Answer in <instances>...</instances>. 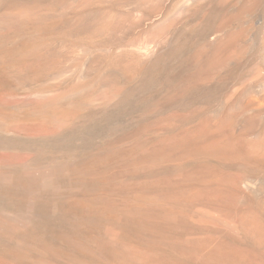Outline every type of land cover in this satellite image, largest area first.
<instances>
[{"label":"rangeland","instance_id":"rangeland-1","mask_svg":"<svg viewBox=\"0 0 264 264\" xmlns=\"http://www.w3.org/2000/svg\"><path fill=\"white\" fill-rule=\"evenodd\" d=\"M263 157L264 0H0V264H264Z\"/></svg>","mask_w":264,"mask_h":264},{"label":"bare ground","instance_id":"bare-ground-1","mask_svg":"<svg viewBox=\"0 0 264 264\" xmlns=\"http://www.w3.org/2000/svg\"><path fill=\"white\" fill-rule=\"evenodd\" d=\"M244 150H245V149H244ZM251 150H252V149H251ZM251 150H250V151H251ZM255 150H256V149H255ZM258 151H259V150H258ZM263 158H264V157H263ZM254 223H255V222H254Z\"/></svg>","mask_w":264,"mask_h":264}]
</instances>
